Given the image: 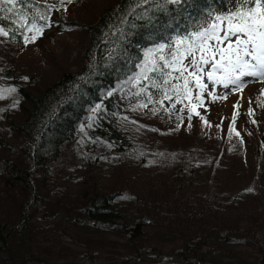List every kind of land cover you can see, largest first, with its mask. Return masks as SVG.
<instances>
[{
    "label": "trees",
    "instance_id": "obj_1",
    "mask_svg": "<svg viewBox=\"0 0 264 264\" xmlns=\"http://www.w3.org/2000/svg\"><path fill=\"white\" fill-rule=\"evenodd\" d=\"M82 1L89 20L81 14L75 21L59 17L54 22L69 0H21L12 12L6 10L11 5L0 12V27L17 49L6 62L0 60V86L15 78V96L23 102L17 104L13 97L0 106V264H24L25 254L44 252L37 229L47 217L58 222L64 237L82 239L70 249L82 264L93 263L95 252L98 257L118 251L125 252L124 264H264V121L244 140L232 137L226 127L222 138L202 137L200 147L181 145L166 152L155 144L178 131L172 127L177 117L156 103L137 107L147 103L136 95L146 82L134 85L132 79L150 49L202 30L215 16L231 13L240 0H160L159 5L150 0L143 8L134 0H98L97 6ZM24 20L58 27L57 35L67 29L86 35L80 49L69 48L49 61L45 72L53 82L47 80L43 90L37 86L40 79L26 84L28 91L16 84L22 77L30 79L16 63L34 67L37 62L23 57ZM51 50L45 56L54 57ZM72 62L76 71L70 69ZM126 81H132L125 85L129 93L116 92ZM32 87H38L35 96ZM149 91L156 100L157 91ZM256 99L264 115V93ZM154 108L159 109L155 114ZM89 125L105 154L109 150L123 158L108 170L106 181L95 165L83 172L72 162V143ZM137 141H148L149 148L138 153ZM226 162L234 167V177L247 178L246 188L257 195L250 209L237 196L222 197L216 191L212 179ZM200 166L210 177L205 192L189 182L191 176L195 182ZM143 174L150 177L135 212L118 210L117 198L134 193V180Z\"/></svg>",
    "mask_w": 264,
    "mask_h": 264
},
{
    "label": "rangeland",
    "instance_id": "obj_2",
    "mask_svg": "<svg viewBox=\"0 0 264 264\" xmlns=\"http://www.w3.org/2000/svg\"><path fill=\"white\" fill-rule=\"evenodd\" d=\"M88 1L96 6L100 4L98 0ZM82 5V0H73L69 5L60 7L58 15H56L53 21L55 22L56 18L59 17H67V19L75 21L81 14L84 15V19L89 20V17H86L83 9L85 6ZM96 11L97 13H100L101 9ZM22 26H25V33L27 35L24 38V44L26 45L24 50L26 53L23 54V57L26 58L25 60L29 58L30 61L33 59L37 62H33L34 67L31 66V62L30 65L27 62L16 63L19 71L30 77V79L28 77H22L23 79L17 80L16 84L23 85L28 91L30 87H26V84L30 85L32 82L40 79V83L39 85L37 84V86L40 90H43V88L45 89L44 85L47 86L53 79L49 78L45 72L51 68L49 61H53V59L54 61L58 60L59 54L61 55L69 50V48L74 51L80 49L81 46H83L82 43L86 41V35L81 30L72 31L67 29L65 32H62L61 35L59 34V36L57 34L61 32V29L59 31L58 27H54V29L52 27L49 29L48 25L43 27L36 24H26V20H24ZM37 28H39L40 31H36ZM180 38L183 37L174 36L167 44L161 45L173 44L174 41ZM65 46L67 47L65 48ZM219 46L224 47L225 45L221 44ZM31 49L32 51H30ZM50 49L54 52H51L54 54V57L51 58L47 55L45 56V50H48L49 52ZM15 52L17 53L15 43H11L7 35H0V60L2 63L6 62L9 56H14L13 53ZM166 53L167 48H165V54ZM17 57L15 58L17 59ZM217 59H219L218 56ZM185 63H187V61H185ZM71 64V71H76V63L72 62ZM210 65L211 61L209 64L204 66L205 73L212 70ZM55 71L56 74H58L59 69L56 68ZM216 74L217 76L221 75L220 72H217ZM32 76H34V78H32ZM47 80H49V82H47ZM14 81H16L15 78L11 80L7 86H0V106L7 104L6 100H10V98L13 97L17 104H19V101L21 104L23 103L22 100H19V95L15 96L19 89L18 86L12 85V82ZM201 81L203 84L207 85V89L203 93H201L193 83L189 84L191 96L193 97L191 101L184 99L182 103H175L176 98L173 97L172 101L165 100L163 102V107L170 112L171 115L181 117V119L177 118L176 123H172V127H177L178 129L176 133L169 132L168 134L171 137L165 139V142L161 140L156 141L155 145H162L159 148L165 149L166 152L181 149V145L188 146L186 147L188 149L200 147L202 140H204L203 138H212L216 134L217 138H222L226 127L230 128L233 133L232 137L244 140L245 136L253 129L258 130L264 121L263 110L260 108V103H258L256 99L257 96L259 97L260 93H264V80L253 76H244L242 77V83L239 88L234 85H229L228 88H225L222 84H216L213 81L208 80L206 74L201 76ZM52 82L53 81H51V83ZM129 82L132 81H126L118 86L116 88V92H121L122 95L129 93V89L125 88V85ZM135 84L137 83L135 82L134 85ZM38 87L31 88L33 89L34 96L36 95ZM196 95L201 96L200 101H196L194 99ZM28 96L30 97V95ZM173 103H175V108H172ZM181 109H183V111H181ZM190 114L191 119L188 118ZM92 133H95V128L91 125L81 128L79 135L71 146L73 149L72 162L74 163L75 168L77 166L80 168V171L83 172H86L85 170L87 165H89V167L95 165L99 168L100 175L106 181L110 177L108 170L110 171L111 168L116 167L119 162H122L123 158L119 154L108 153L109 150L105 154V150L97 144V140L92 139L93 137L90 135ZM187 135H189L191 139L185 141L184 138ZM140 142L141 141H137V143L140 144L137 150L138 153L146 151L149 148L148 141H144L142 143ZM233 151L234 150H230L229 154H231V152L233 153ZM233 168L234 167L230 163L226 162L217 171L215 178L212 179L213 182H215L216 191L222 197L225 196L228 198L231 196H237L240 201H243L246 205H248L247 209H250L249 204L254 205L257 195L254 191L246 188V186H249L247 184V178L239 174H236L237 178L234 177L235 174L231 172ZM200 170L201 166L196 176V183L194 182V178L192 176L189 179V182L192 181L191 186H193L194 183V186L200 192H205V188L208 186V179L210 177L207 171ZM111 172H113V170ZM107 174H109V177ZM48 176L52 177V174ZM148 177L150 176L144 175V177L135 178L134 193H129L125 196L117 198L115 205L118 210L122 211V209H125V212H130L132 209L134 211L137 197L142 193L143 190L141 189L143 185L147 184ZM48 180L49 179H46V181ZM239 191L241 192L238 193ZM228 193H230L231 196H229ZM47 218L48 219H46L42 224V227H38L39 229H37L38 238H40L43 244L41 245V249L43 250L45 248L44 252L39 255L35 254L34 256H32L31 253L25 254L21 259L24 264H47L48 262H53L55 264H70L71 262L72 264H82L73 258V253H71L72 250H70L71 247L75 248V246L79 243L82 244V239L64 237L61 235L58 222L49 221V217ZM59 242H66L67 246H62ZM44 245L46 247H44ZM97 255L98 252H95V261L91 264H124V251H118L116 254L106 252L98 257ZM161 260L166 262L167 257L163 256Z\"/></svg>",
    "mask_w": 264,
    "mask_h": 264
},
{
    "label": "snow or ice",
    "instance_id": "obj_3",
    "mask_svg": "<svg viewBox=\"0 0 264 264\" xmlns=\"http://www.w3.org/2000/svg\"><path fill=\"white\" fill-rule=\"evenodd\" d=\"M19 2L21 0H0V12L4 11L7 5L12 7L6 10L12 12ZM151 2L160 4V0ZM163 2L179 4L181 0ZM134 3L137 8H143L150 0H134ZM249 3L254 7H246ZM135 11L133 8L129 14H134ZM36 31L40 29L37 28ZM0 35H7V32L0 28ZM221 44L225 46L220 47ZM210 61L212 70L205 73L204 66ZM139 67L140 71L132 79L137 84L146 82L141 85L136 95L143 96L147 103L137 107L156 103L162 108L163 102L172 101L173 97L176 98L175 103H182L184 99L191 101L193 97L189 84L193 83L203 93L207 85L202 83L201 76L205 74L208 80L222 84L225 88L229 85L239 88L244 76L264 80V0H240L231 13L215 16L213 22L206 23L202 30L198 29L177 39L173 44L150 49ZM217 72L221 75L217 76ZM149 87L157 91L156 100L153 99ZM194 99L200 101L201 96L196 95ZM175 103L172 108H175ZM158 110L154 108V114ZM188 118L191 119V114Z\"/></svg>",
    "mask_w": 264,
    "mask_h": 264
}]
</instances>
